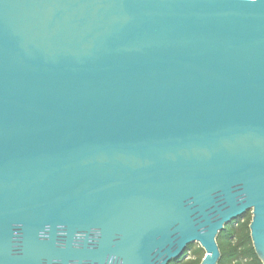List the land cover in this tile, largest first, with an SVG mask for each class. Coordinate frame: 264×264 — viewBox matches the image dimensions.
I'll return each mask as SVG.
<instances>
[{
	"label": "water",
	"instance_id": "1",
	"mask_svg": "<svg viewBox=\"0 0 264 264\" xmlns=\"http://www.w3.org/2000/svg\"><path fill=\"white\" fill-rule=\"evenodd\" d=\"M248 213L264 264V0H0V264H218Z\"/></svg>",
	"mask_w": 264,
	"mask_h": 264
},
{
	"label": "trees",
	"instance_id": "2",
	"mask_svg": "<svg viewBox=\"0 0 264 264\" xmlns=\"http://www.w3.org/2000/svg\"><path fill=\"white\" fill-rule=\"evenodd\" d=\"M250 220L251 216L248 213L241 220H238L236 225L231 224L227 226L224 231L219 233L216 241L219 246L221 258L218 264H262L254 253L249 237L248 225ZM225 236L232 239L234 242V248L232 252H227V256L222 253L219 245L220 240ZM198 251H201L200 247ZM181 262L182 260H179L178 262L174 261L170 264H180ZM195 264H200V262Z\"/></svg>",
	"mask_w": 264,
	"mask_h": 264
},
{
	"label": "rangeland",
	"instance_id": "3",
	"mask_svg": "<svg viewBox=\"0 0 264 264\" xmlns=\"http://www.w3.org/2000/svg\"><path fill=\"white\" fill-rule=\"evenodd\" d=\"M230 231L233 232L232 230ZM219 245L222 253H224L226 256L227 252H232L234 248V242L232 241V239L227 238V236L223 237L220 240ZM198 248V245H192L187 255L182 259V262L180 264H195L201 262L204 256V251L202 249L201 251H198Z\"/></svg>",
	"mask_w": 264,
	"mask_h": 264
}]
</instances>
